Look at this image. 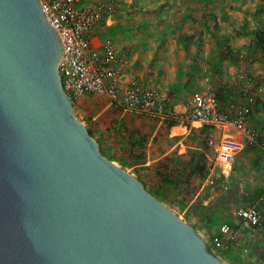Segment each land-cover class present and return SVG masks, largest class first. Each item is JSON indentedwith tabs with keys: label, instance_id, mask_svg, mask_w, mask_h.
<instances>
[{
	"label": "water",
	"instance_id": "1",
	"mask_svg": "<svg viewBox=\"0 0 264 264\" xmlns=\"http://www.w3.org/2000/svg\"><path fill=\"white\" fill-rule=\"evenodd\" d=\"M42 0H0V264H228L102 154Z\"/></svg>",
	"mask_w": 264,
	"mask_h": 264
},
{
	"label": "rangeland",
	"instance_id": "2",
	"mask_svg": "<svg viewBox=\"0 0 264 264\" xmlns=\"http://www.w3.org/2000/svg\"><path fill=\"white\" fill-rule=\"evenodd\" d=\"M119 5L111 25L101 21L94 28L90 55L102 54L105 44L114 47L123 89L135 84L170 93L183 103L196 93L216 94L226 108L233 103L249 109L246 123L252 139H243L242 150L259 159L249 165L245 180L235 184L238 201L229 206V215L238 222L231 224L210 211L208 188L221 183L224 190L218 179L232 171H221L222 164L213 155L209 140L214 132L209 136V131L192 130L170 138L167 127L149 120L150 127L139 129L134 142L132 118L105 95L73 98L79 118L103 155L134 174L207 241L218 234L221 224L231 226L236 232L233 243L224 250L212 249L224 261L264 264V49L256 38L264 29V1L120 0ZM199 150L206 153V169L187 180ZM252 205L259 209L262 221L255 230L242 228L237 215Z\"/></svg>",
	"mask_w": 264,
	"mask_h": 264
},
{
	"label": "built area",
	"instance_id": "3",
	"mask_svg": "<svg viewBox=\"0 0 264 264\" xmlns=\"http://www.w3.org/2000/svg\"><path fill=\"white\" fill-rule=\"evenodd\" d=\"M119 3L120 0H42L45 12L64 41L65 56L60 74L66 92L72 100L86 94L105 95L124 112L155 120H175L192 127L214 128L217 133L210 138L209 145L223 167L231 170L235 156L243 149V142L228 133V128L252 139L246 123L248 108H237L233 103L226 108L216 94L196 93L183 104V111H178L170 94L135 84L123 89L116 51L111 44H105L102 54L90 56L89 35L98 23L111 20ZM237 215L253 229L262 224L255 205L240 209ZM235 239L236 232L224 223L208 244L213 250H224Z\"/></svg>",
	"mask_w": 264,
	"mask_h": 264
},
{
	"label": "crops",
	"instance_id": "4",
	"mask_svg": "<svg viewBox=\"0 0 264 264\" xmlns=\"http://www.w3.org/2000/svg\"><path fill=\"white\" fill-rule=\"evenodd\" d=\"M111 20L110 21H106V23L104 21H102V22H104L106 25L109 26V25H111ZM121 21H122V23L124 25H127V24H130L131 25L132 24L131 21H128L127 23H126V20H121ZM89 38H90V41L92 43H94V40L96 38L93 37V32H92V34L89 35ZM127 42L130 45V38H128V41ZM163 93H166V92H163ZM166 94H170V93H166ZM170 95H172V94H170ZM173 97H174V103H175L176 109L178 111H183V109H184L183 104L184 103L183 102H180V101H177L176 98H175V96H173ZM119 110H121V109H119ZM121 112L123 114H125V115H130L129 117L132 118V127H134L133 130H132V133L136 137L134 142H136V140H138L137 139V136L140 133L139 132L140 131L139 129H145V130H147L148 127H150L149 120H151V121H157L159 126H162L163 125V126L167 127L168 137H170V138H172L175 135L176 136L183 135V134L184 135H187L192 130H205V131H209V133H210L209 136L212 135L213 132L215 134L217 133L214 128H211V127H208V126H202V127L196 126V127H192V126L186 125L184 123H181L179 121L175 125L170 126V122L171 121L155 120L153 118H150V117H147V116H141V115H138V114L133 113V112H124L123 110H121ZM228 129L230 130V131H228V133L232 134L237 140L243 142L244 137L242 135H240L239 133H237L232 127L231 128H228ZM156 135H157V132L155 131L154 135L152 136V139H154L156 137ZM208 138H207V141H205V140L203 141V146H207ZM132 147L135 148L136 145L135 146H132ZM199 151H200V154H199L198 162H197V164L195 166H193V167H191L189 169V171L187 173V180H190L191 177H196L197 175L202 174L205 171V169H206V167L204 166V160H205V157H206V153L203 150H199ZM245 152H246V149L244 151L241 150L239 152V154L236 156L233 169H231L232 171L231 170H226L221 165V171H222V169L223 170L225 169L224 171H228V172L231 171L227 175L221 176V179L220 178L218 179V182H221L222 181L223 185L226 186L224 188V190H222V188H221V183H218V184H215L212 187H209L208 188V193H207V197L209 198V203H210L209 206H210L211 213L215 217H217V218H223V220H225V221H227V222H229L231 224L238 222L236 220V217H234L232 215H229L230 214L229 206H234L235 205L234 203L238 201V198L235 197V193H234V191L237 190V188H236L237 185L235 186V184H236L237 181L241 182V181L245 180V178L247 177V174L250 173L249 165L253 161L254 162H257L258 159H259V158H255L254 159L251 156L245 154ZM166 154H164V155H166ZM164 155H162V156H164ZM213 155H214V153H213ZM162 156H160V157H162ZM159 158H157V159H159ZM219 166H220V164H219ZM218 173L219 172H217V174ZM240 185L243 186V184H240ZM205 188H206V186L204 185L203 186V189H205ZM211 208H212V210H211ZM240 222L242 223L241 224L242 228H245V227H248V226L252 228V226H250L248 223L242 221L241 219H240ZM219 229H220V227H219ZM218 233H219V231H218Z\"/></svg>",
	"mask_w": 264,
	"mask_h": 264
},
{
	"label": "trees",
	"instance_id": "5",
	"mask_svg": "<svg viewBox=\"0 0 264 264\" xmlns=\"http://www.w3.org/2000/svg\"><path fill=\"white\" fill-rule=\"evenodd\" d=\"M264 1V0H263ZM256 38L258 42V46L262 49H264V29L262 31H259L256 33ZM178 121H171L170 126L175 125ZM91 133V131H89ZM92 134V133H91ZM136 143H133L132 146H135ZM213 249V247H212ZM215 249V248H214Z\"/></svg>",
	"mask_w": 264,
	"mask_h": 264
}]
</instances>
